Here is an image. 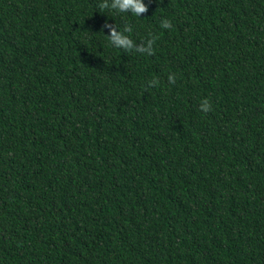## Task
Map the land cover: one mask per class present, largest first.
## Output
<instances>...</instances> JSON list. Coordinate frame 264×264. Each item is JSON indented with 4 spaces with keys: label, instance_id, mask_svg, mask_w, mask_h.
<instances>
[{
    "label": "trees",
    "instance_id": "trees-1",
    "mask_svg": "<svg viewBox=\"0 0 264 264\" xmlns=\"http://www.w3.org/2000/svg\"><path fill=\"white\" fill-rule=\"evenodd\" d=\"M104 3L0 0V264H264V0Z\"/></svg>",
    "mask_w": 264,
    "mask_h": 264
},
{
    "label": "clouds",
    "instance_id": "clouds-1",
    "mask_svg": "<svg viewBox=\"0 0 264 264\" xmlns=\"http://www.w3.org/2000/svg\"><path fill=\"white\" fill-rule=\"evenodd\" d=\"M101 7H108L111 10H115L120 13H130L139 17L140 13L146 11V5L144 0H106V3L102 4ZM108 27V25H105ZM169 22L167 20L162 21V27L168 28ZM130 30L125 28L118 30L115 27H109V33L106 35L109 38L110 43L118 49L129 50L133 48L132 40L129 36L125 35V32ZM142 51V50H141ZM171 80L172 77H169ZM201 109L207 111L209 105L207 101H204L200 105Z\"/></svg>",
    "mask_w": 264,
    "mask_h": 264
}]
</instances>
